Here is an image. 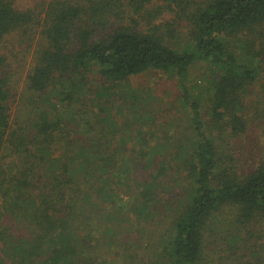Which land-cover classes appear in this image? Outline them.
I'll return each instance as SVG.
<instances>
[{"label":"trees","instance_id":"1","mask_svg":"<svg viewBox=\"0 0 264 264\" xmlns=\"http://www.w3.org/2000/svg\"><path fill=\"white\" fill-rule=\"evenodd\" d=\"M148 70L176 77L183 131L111 117ZM243 138L264 139V0H0V264H264Z\"/></svg>","mask_w":264,"mask_h":264},{"label":"rangeland","instance_id":"2","mask_svg":"<svg viewBox=\"0 0 264 264\" xmlns=\"http://www.w3.org/2000/svg\"><path fill=\"white\" fill-rule=\"evenodd\" d=\"M182 34L183 32L181 31L175 40H167V44L173 48L181 49L184 43L182 40ZM35 65V59L32 56H28L23 68L25 70L32 69ZM201 73L202 71H200L199 67H193L189 72L188 84L190 90H198L201 86V82L203 81H200ZM195 81H197V83H195ZM176 83L177 80L175 76L157 70H148L147 72L129 78L126 82H123L121 86L125 90L127 89L130 95L127 97V107L125 105L123 108V114H118L117 111L113 110L111 117L115 121H118L121 126H127L128 131L130 130L132 133L138 129V123L143 121H146L148 128H152L157 131L170 127V125H167L171 122L172 125L178 124L180 126L179 130L183 131L188 121L187 113L186 108L182 105L180 99L178 98L179 86ZM95 87L96 85H94V82L87 87L89 95L96 90ZM116 90L117 92L119 90L121 91V88L119 89L117 87ZM132 95H136L137 98H142V101L134 100ZM116 98V103H114L113 108L120 107L123 102L121 96H116ZM103 100L107 105H109L106 98ZM151 111L154 112V115ZM130 112L133 113L132 115H135L136 113L140 115L142 112L145 114V118L134 119L133 122H129V125H126L127 120L124 119H128L126 116H131ZM152 115L154 116L153 119L151 121L148 120V117ZM137 117L138 116H136V118ZM128 131L123 130L121 133L122 135H125ZM257 139L258 138L249 140L250 142H247L244 138L236 140L237 144H244L243 154L249 164L253 163L252 160L255 161V159L252 158L254 157V154L257 155V157H264V139ZM84 264L93 263L87 261Z\"/></svg>","mask_w":264,"mask_h":264}]
</instances>
